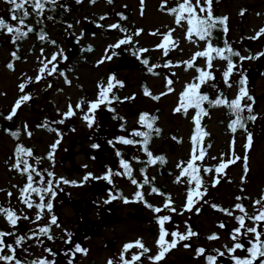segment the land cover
I'll use <instances>...</instances> for the list:
<instances>
[{"label": "rangeland", "instance_id": "374dc122", "mask_svg": "<svg viewBox=\"0 0 264 264\" xmlns=\"http://www.w3.org/2000/svg\"><path fill=\"white\" fill-rule=\"evenodd\" d=\"M161 2L162 0H144L143 15H141V0H113L111 4L108 3V0H96L95 3H92L91 0H80V2L60 0L64 6L68 4L65 21L58 23L47 20L45 22L47 26L46 40L43 43H38L36 39H33L32 49L25 53L23 59L13 61L14 70H10L6 66L11 58L10 48L13 47V44L7 41V35H2L4 38L2 41L5 44L0 52V109L2 110L1 116L4 117L5 114H10L15 100L21 94L18 85L28 77H32L34 80L37 76V70L41 66L39 63L41 49H43L44 57L50 58L53 53L60 50H63L64 55L67 56V60L58 57L57 63H61V67L57 74L46 76L39 83H32L25 89V92L31 93L33 99L22 105L15 117V127L20 126L24 131L22 137L31 146L34 158H43L39 168L52 171L57 179L63 178L77 182L75 185L61 183L59 188L62 191L58 189L57 196L52 200V214L58 217L61 227H52L51 234L54 239L52 241L45 239V247L52 248L57 253L54 257L56 264H68L69 259H72L73 264H107L109 259H112L114 264H119L123 245L136 239H141L150 249V252L142 257L137 264H154L147 259V256L155 255L158 251L156 241L159 228L155 219L157 213L151 212L139 203L141 201L132 197L134 189H141L138 185H133L125 175H115L117 172H123L120 165L121 159L132 162L134 157H140L144 152L139 145H124L119 142L113 147H108L105 139L106 134L116 139L120 136L141 139L132 137L130 133L133 130H144L138 124V117L143 110L155 114L157 116L155 125L162 128L161 135L150 144L151 152H166L169 157L168 168L176 173L180 171L176 165L180 161L186 162L189 159L192 148L190 137L194 129L192 121L194 110L190 109L188 114L183 116L182 113H175L174 109L185 85L197 75L194 69H187L182 62L189 60L196 51L203 50L205 44L200 42L196 45L188 42L185 39L186 23L183 27L176 26L174 17L160 10ZM175 3L176 0H168V6H173ZM4 5V1L0 0V7H4ZM242 9L246 10V14L243 16L239 14ZM120 13L126 19H121L118 15ZM213 13L229 17L228 32L222 33V37L213 38L215 46L223 47L224 41L227 40L234 50L244 56L262 51L263 48L260 47L264 42V36L258 40L248 38L264 27V0H214ZM87 22H91L97 27L95 32L84 34V23ZM115 23H119L121 27L125 26L127 32L108 28L109 25ZM68 25L72 27L69 28ZM170 28L175 29L173 38L178 46L165 57L162 50L156 48L162 37L151 33L157 30L164 33ZM137 30H142L138 36L135 35ZM128 35L132 36L131 44L133 46L149 50L139 53V57H149V66L163 65L169 60L172 62V66L156 68V75L148 73L146 66L141 63L142 59L132 55L133 49L129 47L130 44L126 45L127 47L123 45L119 49H114L119 55L113 57L111 61L106 60L103 64L98 63L104 58L106 51L111 54L110 45ZM53 40L56 41L55 45L49 42ZM29 42L28 40L26 45ZM89 48L91 51H88ZM129 59L135 62H128ZM233 59L237 64V70L230 78L232 87L225 86L221 75L226 62L217 59L213 61L212 71L215 74V80L211 82L217 87L209 86L205 89L204 86L201 91L206 92L210 97H215L218 88L226 97L232 99L238 91L236 82L240 79L239 73L247 74V87L255 98L253 114L257 115V119L248 121L247 125V131L252 133L253 138L252 147L247 152L248 172L245 175L243 161H237L225 169L224 174L220 177V183L213 187L212 175L205 174L201 170L200 174L208 189L207 194L198 204L194 205L191 211H182L186 202L187 184L176 183L178 174L174 177L171 173H166L165 168L160 171L156 166L149 170L160 172L159 182L165 183V188L173 202L172 206L177 210L176 213H172L165 209L158 213V215L171 216V221L165 225L166 229L169 232L179 230L184 233L186 227L191 226V229L198 234L189 241L180 242L177 248L167 253L159 264L163 261L165 264H207V254L217 256L216 264H234V260L231 259L232 253H228L227 249L231 248L234 243L230 238L232 233L230 227L234 225L236 228L238 222L233 216L213 209L211 205L216 204L220 208L231 210L234 209L236 203H242L248 213L252 214L253 201L264 195V57L243 62H240L236 57ZM196 64L205 67V60L198 59ZM59 72H63L71 84L65 83L64 76H60ZM110 75H115L117 80L123 82L122 88L117 86L109 94L110 97L114 94L119 99L112 100L111 105H101L95 112L93 126L89 128L82 117L87 112L88 102L97 99L98 86L101 83H106ZM168 79L173 81L172 92L162 95L159 100H153L144 94L145 86L152 95L167 92L166 81ZM49 84L52 85L51 88L47 87ZM130 97H134V99H125ZM81 101H84L83 107L77 109L76 105ZM69 105H72L76 114L65 119L64 124L55 123L63 118L62 114L68 110ZM111 106H113V110L105 112L107 120L101 119L100 112L107 107L111 108ZM205 110L208 115L202 117L201 126L209 135L202 142V147L207 152L203 165H217L222 154L224 160L227 161L232 154L233 136L235 137V155L243 158L246 133L242 130H238L235 134L230 132L228 124L233 117L227 114V109L211 107ZM45 123L62 134L61 143L54 154V163L46 157L50 151V145L58 137L56 132L38 127ZM25 125H27V130L32 132L31 137L27 136ZM100 126L103 127L99 133ZM176 135L180 137V143L174 139ZM0 141L2 144L0 149V189L4 190L0 191V205L10 206L19 214L23 206L17 200L18 189L13 185H19L23 179L17 175H11L10 166L5 161L13 148L14 141L3 132H0ZM170 143H172L173 149H170ZM92 144H97L99 147L92 148ZM117 152L120 155H117ZM212 157L217 159L213 160ZM133 167H136V164ZM109 169L113 172L111 183L106 180L104 187L96 188L92 181L104 180L101 177ZM89 173L97 179L89 177L87 181H84L83 177ZM139 177L138 174L135 175V179L140 180ZM120 189L126 193L124 199H127L128 203L117 197L116 192ZM7 191L13 193L10 203ZM111 196L117 197L113 200L116 203L114 205L116 213L112 211L115 218L112 222H108L106 216L110 207L104 201H109ZM147 196L150 199H155L158 207H163L165 200L162 196H157V198L150 194ZM237 197L242 199L238 201ZM75 201H80V208L74 207ZM197 208L200 209L199 213L196 211ZM35 211V209H24L25 214L29 217L34 216ZM129 212L131 214H128ZM181 212L182 214H180ZM234 214L239 215L240 213L236 210ZM224 222L227 223L226 226L220 227ZM47 223L48 214L45 213L40 224ZM19 224L23 227H19ZM86 224L100 228V234L86 231ZM246 225L251 227L253 223L246 221ZM34 227L35 225L29 221L21 220L16 230L18 234H25ZM0 229L12 230L2 216H0ZM69 232L72 234L71 245L64 242L68 238L66 233ZM213 234L219 238L209 240L208 237ZM242 238L251 239V235L242 236ZM110 239L114 241L113 245L108 244ZM166 239L170 241L172 237L169 236ZM262 240H264V236H262ZM11 241V237L7 238V242ZM184 243L190 244V247L185 248ZM76 244L87 249V254L77 253L75 257L66 256L64 253L69 249H74ZM248 244L247 241L245 247L250 246ZM199 247H204L207 250L205 255L200 257L196 255V249ZM30 251L33 256L45 255L42 248L33 247ZM138 251V249L132 250V252ZM219 252H224L225 255L219 257ZM235 254L241 255V258L247 256V253L242 250H238ZM20 255L23 254L20 253ZM130 255L131 252L126 254V258L130 259ZM32 258V256L28 257V259ZM52 258L49 257V259Z\"/></svg>", "mask_w": 264, "mask_h": 264}, {"label": "snow or ice", "instance_id": "6c2138e0", "mask_svg": "<svg viewBox=\"0 0 264 264\" xmlns=\"http://www.w3.org/2000/svg\"><path fill=\"white\" fill-rule=\"evenodd\" d=\"M4 2L9 5V20L6 21L3 17H0V32L10 35L12 43L15 45L18 41H21L33 33L36 29L33 25L28 24L26 21L33 14L36 17V23L41 24L43 22L42 18L53 19L52 16L45 17V11L55 10L56 7H64L60 0H4ZM80 2V0H77ZM92 3H95L96 0H91ZM113 0H108V3H112ZM143 3L144 0H141V15H143ZM213 3L214 0H176L174 6H168V0H162L160 5V10L165 11L168 14L174 17V23L178 27H183L186 23V33L185 39L192 43L198 45L200 42H204L205 47L203 50L196 51L192 57L183 61L182 63L186 65L187 69H194L197 75L193 80L187 83L184 87V90L180 93L178 98L177 106L174 109L175 113H182L185 116L188 114L189 110H194V115L192 121L194 124L193 134L190 137L192 148L190 152L189 159L185 161H180L176 167L180 170L179 174L176 177L175 182L181 183L184 182L187 184L186 191V202L184 204L182 211H191L195 204H198L203 197L207 194V187L204 183V178L200 174L201 170L205 174L212 175V186L215 187L220 183V177L224 174L225 169L229 165L235 164L237 161L242 160L244 166L245 175L248 172V150L251 149L253 144L252 133L247 131V122L255 121L257 115L253 114V105L255 104V98L250 94L247 84L248 77L244 72H240V79L236 82L238 91L234 98L229 99L224 95L222 91L217 88L216 97L210 98V96L201 91L204 86L217 87L215 84L211 83L215 80V74L212 71L213 61L221 60L226 62V66L222 71V79L226 87L231 88L232 83L230 78L237 70V64L234 61L233 57L238 58L240 62L251 59H258L264 57V50L254 54L244 56L241 55L239 51L234 50L227 40L224 41V46H215L213 44L214 32L216 30L222 31L224 34L228 32V16H215L213 13ZM29 7L31 12H29ZM241 16L246 14V10L242 9L239 13ZM120 15L121 19H126L122 13ZM259 15V14H258ZM104 19V17H101ZM10 21V22H9ZM15 22V23H12ZM71 28V25H68ZM112 29H119L121 32H127L126 28H122L119 23L109 25ZM142 30H137L135 35H140ZM174 28H170L167 32L161 33L159 30L151 33L152 35H160L162 37L161 42L156 45L157 49L162 50L163 56L167 57L170 51L174 50L178 44L173 38ZM261 36H264V27H261L258 31L254 33L253 36L249 37L250 40H258ZM46 34L41 29L38 39L40 41L46 40ZM51 44L55 45L56 41H49ZM132 43V36L128 35L125 38L119 39L117 43L109 46V49H112L111 54H108L106 51L105 56L98 63L103 64L106 60L111 61L113 57L119 55L114 49H119L123 45H129ZM91 51V48L88 49ZM149 51L148 49H137L132 52L133 56H136L139 59V53H144ZM11 56L14 60L20 59L16 51L11 53ZM58 57L67 60V56L64 55L63 50L55 52L51 57L43 56V49H41V58H39L40 67L37 70V76L33 80L32 77H28L27 80L21 82L18 85L19 92L21 93L19 97L15 100L11 112L5 118L7 120H12L16 115L17 111L24 105L33 99L31 93L25 92V89L32 83H39L41 80L45 79L46 76H53L57 74L59 65L57 63ZM198 59L205 60V67H200L196 64ZM141 63L146 66L147 72L153 75H156V68L164 67L169 68L172 66V62L166 61L163 65L154 64L149 66L148 59H142ZM51 65V67H49ZM7 68L14 70V65L12 62H9ZM60 76H64L65 83L71 84V81L67 79L63 72H59ZM173 81L168 79L167 92L161 93L160 95H152V93L145 86L144 94L150 96L153 100H159L162 95H167L173 91L171 87ZM123 87V82L116 79L115 75H110L106 83H101L98 88V97L95 101L88 102L87 112L83 115L82 119L87 123V126L91 128L95 122V112L101 107V105L110 104L112 100H117L119 97H116L114 94L110 97L115 87ZM51 88L52 85L47 86ZM125 99H134V97L125 98ZM247 101V102H245ZM207 102L208 105L212 107H224L227 109V114L233 117L229 124L228 129L231 133L235 134L238 130H242L246 133V142L244 144L245 155L243 158L236 156L234 152L235 137L231 142L232 154L231 157L225 161L223 154L220 157V162L215 166H204L203 161L207 152L204 147H202V142L204 138L209 135L204 128L201 126L202 117L207 116L208 112L205 110L204 104ZM84 101L79 102L76 105L77 109H82ZM246 113V114H245ZM76 113L73 110L72 105L68 106V110L63 113V118L55 121L57 124H64L65 119L74 116ZM157 117L145 112L141 113L138 117V124L142 129L146 130H133L130 135L132 137H139L141 139L127 138L120 136L117 138L119 143L124 145H139L141 150L147 155V164L156 165L158 162L160 164L166 163L164 156H154L153 153L149 150V144L153 138V135L159 136L161 130L158 127H155ZM38 127H44L48 131L56 132L57 139L50 145V151L47 154V159L54 163V154L61 143L62 134H60L55 128H51L47 123L38 125ZM123 128V125H121ZM27 136L31 137L32 132L27 130V125L24 126ZM20 132L12 131L10 135L17 140H19ZM175 139V138H174ZM112 143V141H109ZM92 148H98L99 145L92 144ZM211 147V145H208ZM117 155H120L117 152ZM29 158H34V153L31 148L25 147L23 144H17L14 149V160L10 165V169L18 172L20 175L26 177V183L20 187L13 185V187L18 189L19 195L17 200L23 206L19 214L17 210L12 207H4L0 205V216H2L11 231H5L0 229V264H56L54 257L57 255L52 248L45 247V239L47 241H52L54 239L51 234V229L53 226L60 228L58 223V217L55 214H52L53 203L52 200L57 196V190L61 183L68 185H75L76 181H69L67 179L55 177V174L48 169H40L41 160L43 158H34V163H30ZM133 159H136L135 157ZM213 160L217 159L212 157ZM200 163H197V162ZM120 165L123 168V172H117L115 175H127L131 180L133 185H138L139 188H143L144 185L150 184L151 181L144 177L143 183H138V181L132 176V167L129 161L121 159ZM142 172L146 171L141 169ZM113 172L111 169L101 177V179L107 180L111 183V177ZM47 177V179H45ZM91 177L92 179H97V177L92 176L91 173L83 177L84 181H87ZM154 179V178H153ZM243 179V177H242ZM0 191H4L0 189ZM152 193L159 195H165L160 193L159 190L155 187L151 188ZM13 193L7 191V196L9 198V203L11 202V197ZM36 197V199H33ZM112 200L117 199L116 196L111 197ZM135 199L137 201H144V196L141 191L135 193ZM241 197H237V200H241ZM109 203L108 200L104 201ZM125 203L129 201L124 199ZM146 206L151 209L154 213H161L165 209L169 210L172 213H176L177 210L172 206L171 197L168 196L165 200L163 207H154L152 204H148L146 201ZM207 203V201H205ZM213 209H218L219 211L233 216V218L238 222V226L230 234L232 239L233 246L228 248V253L235 254L238 250L245 251L248 255L245 258H240L233 255V260L235 264H264V195H261L260 198L253 201V213L249 214L246 207L242 203H236L234 209H225L220 208L216 204H212ZM24 209L32 210L35 209V214L32 217H29L25 214ZM239 211V215H235V211ZM199 213L200 209H196ZM45 213L48 214V223L41 225L45 217ZM182 214V212L180 213ZM21 220H27L31 224L35 225L34 228L30 229L29 232L25 234H18L17 225ZM156 221L159 228V235L156 241L158 251L155 255L147 256L149 261L154 262V264H159L162 261L167 253L171 250L177 248L180 242L189 241L192 237L197 236L198 234L191 229V226L186 227V231L181 233L179 230H174L169 232L165 225L167 222L171 221V216L169 215H158ZM246 221H251L253 226L248 227ZM222 223L220 227H224ZM67 240L64 242L66 244H72V234L66 233ZM251 235L248 247L240 242L241 237H248ZM171 236L172 239L169 241L166 237ZM11 237L12 241L7 242V238ZM219 237L215 234L208 237L209 240H216ZM32 242V243H29ZM185 248H189L190 244L184 243ZM38 247L42 248L45 255L42 256H33V253L30 251L31 248ZM133 249H138V252H132ZM206 249L204 247H199L196 249V255L198 257L205 255ZM130 259L126 258V254L130 253ZM150 252V249L145 246L141 239H136L135 241L125 243L123 245L122 251L119 256V264H137L140 262L142 257H145L146 254ZM22 253L23 255H20ZM77 253L87 254V249L82 248L80 244H76L74 249H69L68 252L64 254L66 256L70 255L75 257ZM220 256L225 255L224 252H219ZM29 256H32V259H28ZM49 257H53L49 259ZM207 264H216L217 256L216 255H207L206 256ZM68 264H73L72 259H69ZM107 264H114L112 259H109Z\"/></svg>", "mask_w": 264, "mask_h": 264}, {"label": "flooded vegetation", "instance_id": "af4514ba", "mask_svg": "<svg viewBox=\"0 0 264 264\" xmlns=\"http://www.w3.org/2000/svg\"><path fill=\"white\" fill-rule=\"evenodd\" d=\"M4 1V0H3ZM4 7H0V17H3L6 21H8L9 20V12H8V8H9V5H7L5 2H4ZM169 7H171V6H169ZM32 10H31V8L29 7V12H31ZM34 18H35V15L33 14L31 17H29L28 18V20L26 21L28 24H31V25H33V27H34ZM42 20H43V22L41 23V24H39V25H45V18H42ZM10 22V21H9ZM12 23H15V22H12ZM263 24H264V22H263ZM47 26H44V28H46ZM108 28H110V27H108ZM110 30H112V28H110ZM45 31H46V29H45ZM45 31H44V33H45ZM2 35H7V37H8V39H7V41L9 42V43H11V44H13L12 43V40H11V37H10V35H8V34H6V33H3V32H0V52H1V48H2V46H4V42L2 41L4 38L2 37ZM33 39H36L37 40V42L38 43H43L42 41H40L38 38H36V36L34 35V33H31V34H29V36L27 37V38H25V39H23V40H21V41H18L17 42V44H13V47H11L10 48V52L12 53L13 51H16L17 52V55L20 57V59H23V57L25 56V53L27 52V51H29L30 49H32V45H33ZM30 41L29 43H28V45H26L27 44V41ZM124 46H126V45H124ZM127 47V46H126ZM129 47H131L132 49H133V51H135V50H137L138 49V47L137 46H133V44H130V46ZM261 49L263 48L264 49V42H263V44H262V46L260 47ZM262 49V50H263ZM23 52H24V54H23ZM140 59H148L149 57H144V56H142V57H139ZM13 61H14V59H13V57L11 56V58H10V60L7 62V64L9 63V62H12L13 63ZM135 62V61H133L132 59H129L128 60V62ZM109 105H111V104H109ZM108 110H113V106H111V108H106L105 110H104V115H105V117H106V120H107V116H106V114H105V112L106 111H108ZM103 111H101L100 112V114H99V117H101V113H102ZM145 112H147V111H141L140 112V114L141 113H145ZM147 113H149V114H151V115H153V116H155V117H157L155 114H153V113H150V112H147ZM1 114H2V110L0 109V132H3V133H5L6 135H8L9 136V138L10 139H13V143H14V145H13V148H12V150L10 151V153H9V155L6 157V159H5V161H6V163L10 166L11 165V163L13 162V160H14V149H15V147L17 146V144H23L25 147H27V148H31V146L30 145H28L27 144V142L26 141H24V137H22V133L24 132L22 129H21V127L19 126H17V127H15L16 126V123H15V125L11 128V127H8V126H6V124H5V122L7 121V119L5 118L6 116H7V114H5V117L4 116H1ZM9 115V114H8ZM183 116H184V114H183ZM157 120V119H156ZM156 127H160V126H158V125H155ZM105 127V126H104ZM99 129V128H98ZM106 129V128H105ZM105 129H104V133H105ZM162 129V128H161ZM107 130V129H106ZM12 131H18V132H20L21 134H20V137H19V140H17L16 138H14V137H12L11 135H10V133L12 132ZM161 135V134H160ZM159 135V136H160ZM106 142H107V146L109 147H113V146H115L116 144H117V139L116 138H113L112 136H108L107 134H106ZM159 136H157V137H159ZM157 137H154L153 138V140L154 139H156ZM95 139H97V137H95ZM175 139L180 143L181 142V139H180V137L179 136H175ZM152 140V141H153ZM108 141H112V143H108ZM152 141L150 142V144L152 143ZM1 141H0V149H1ZM107 146H105V148L106 149H108V147ZM104 147V146H103ZM170 149H173V145H172V143H170ZM149 150L151 151V146L149 147ZM153 155L154 156H164L165 157V160H166V163H164V164H160L159 162L156 164V165H149V164H147V159H148V157H146V154L144 153L142 156H140V157H136V159H134V161H132V162H130L131 163V165L133 166V165H135L136 164V167H133L132 168V171L134 172L133 173V178H135V175L136 174H138V176H140L139 178H140V180L139 179H136L137 181H138V183H143V179H144V177L145 176H147V178L151 181V183L150 184H147V185H144V187L143 188H141V189H134L133 191H132V193H134L133 194V196L132 197H134L135 198V193L137 192V191H141L142 193H143V196H144V201H146L148 204H152L154 207H158L157 205H156V202H155V199L153 200V199H150V198H148V196H147V194H150V195H153V196H156V197H154V198H157V196H162V198L164 199V200H166V198L169 196V192L167 191V189L165 188V183H161V182H159V175H160V172L159 171H154V172H151V171H149L151 168H153V167H158L159 168V170L161 171V170H163V168H165L164 170L166 171V173H171L172 174V176H174V177H176V175L177 174H179L178 172L176 173L174 170H171V169H169L168 168V163H169V157H168V155L166 154V152H160V151H158V152H156V153H153ZM29 160H30V163H34V159L33 158H29ZM38 167H40L39 165H38ZM141 169H145L146 171H144V172H142L141 171ZM11 170V169H10ZM122 171H124L123 170V168H122ZM11 175H17V176H19V177H21L22 179H23V182L22 183H20L19 185H16V186H20V187H22L25 183H26V177L25 176H22V175H20L18 172H16V171H14V170H11ZM125 177H127V175H125ZM154 178V179H153ZM127 180H129V178L127 177ZM152 187H155V188H157L158 190H159V192L160 193H164L165 195H159V194H156V193H152L151 192V188ZM118 188H120V187H118ZM116 195H117V197L119 198V199H123V201H124V197L126 196V193H124V192H122V189H120V190H118L117 192H116ZM112 197V196H111ZM111 197H109V203H108V205L107 206H109L110 207V211H108V212H111V211H113V212H115L116 213V209H115V207H114V205H116V203H114V201L111 199ZM130 197V196H129ZM144 201H141V202H139L142 206H144L145 208H147V209H149L147 206H146V203L144 202ZM151 212H153L151 209H149ZM154 213V212H153ZM128 214H131V212H129ZM158 216V214L156 215V217ZM107 217V216H106ZM156 217H155V219H156ZM226 222H224V225L226 226ZM235 229V226L234 225H232L231 227H230V230H231V232H233V230ZM101 230V229H100ZM242 239H244V238H242L241 237V241L240 242H242ZM245 240V239H244ZM247 241H248V243H249V241H250V239L249 238H247L246 239ZM249 245V244H248ZM246 246V245H245ZM207 255H209V254H207ZM233 255H235V256H238V257H240L241 258V255H237V254H232L231 255V259L233 260ZM248 255V254H247ZM219 257H220V255H219ZM221 259V258H220ZM162 263V262H161ZM234 264H235V261H234Z\"/></svg>", "mask_w": 264, "mask_h": 264}, {"label": "water", "instance_id": "95a60500", "mask_svg": "<svg viewBox=\"0 0 264 264\" xmlns=\"http://www.w3.org/2000/svg\"><path fill=\"white\" fill-rule=\"evenodd\" d=\"M96 28L97 27L95 25H93L91 22L84 23V34H89L90 32H95ZM58 65H59V68H60L61 64H58ZM208 87L209 86H207V85L205 86V88H208ZM15 117L12 120H7L5 122L6 126L13 127L15 125ZM101 119H103V120L106 119V117L104 115V111L101 113ZM102 127L103 126L99 127V129H98L99 133L101 132ZM105 183H106V180H102V181L93 180L92 181V184L95 185L96 188L104 187ZM80 204H81L80 201H75L73 205H74V207L76 209H78L81 206ZM106 218H107L108 222H112V220L115 218L114 213L112 211L108 212ZM19 227H23V225L19 224ZM85 230L89 231L90 233H93V234H100V232H101L100 228L94 227V226L89 225V224L85 225ZM113 243H114V241L112 239L108 240V244L109 245H113ZM242 243L244 245H247V240L242 239ZM161 264H165V261H163Z\"/></svg>", "mask_w": 264, "mask_h": 264}, {"label": "trees", "instance_id": "16d2710c", "mask_svg": "<svg viewBox=\"0 0 264 264\" xmlns=\"http://www.w3.org/2000/svg\"><path fill=\"white\" fill-rule=\"evenodd\" d=\"M64 6V5H63ZM68 8V4H66L64 7H56V9L55 10H48V9H46V11H45V17H47V16H52L53 17V19H51V20H49V19H46L45 18V21H56V22H58V23H62V21H65V13H66V9ZM214 15L215 16H221L220 14H218V13H214ZM44 26H46V23H45V25H39V24H37L36 23V17L34 18V28L36 29L33 33H34V35L36 36V38H38V36H39V33H40V30L42 29L43 31H45V29L46 28H44ZM122 28H125V26H122ZM222 31H220V30H216L215 32H214V38H217V37H222ZM224 34V33H223ZM234 58V57H233ZM205 93V92H204ZM210 98H215V97H210ZM208 107H212V106H210V105H208ZM246 114V113H245ZM247 125H248V122H247ZM156 127V126H155ZM160 130H161V127H158ZM144 130H146V129H144ZM160 134H161V132H160ZM154 137H157V136H155V135H153V138ZM153 138H152V140H153ZM151 140V141H152ZM149 147H150V144H149ZM146 157H147V155H146ZM131 164V163H130ZM131 167L133 168V166L131 165ZM133 171H132V175H133Z\"/></svg>", "mask_w": 264, "mask_h": 264}]
</instances>
